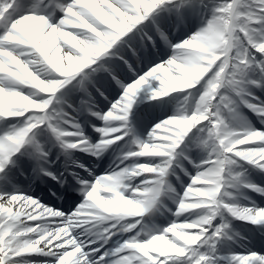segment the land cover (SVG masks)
<instances>
[{
	"label": "snow or ice",
	"instance_id": "6c2138e0",
	"mask_svg": "<svg viewBox=\"0 0 264 264\" xmlns=\"http://www.w3.org/2000/svg\"><path fill=\"white\" fill-rule=\"evenodd\" d=\"M254 240L264 0H0V264H264Z\"/></svg>",
	"mask_w": 264,
	"mask_h": 264
}]
</instances>
